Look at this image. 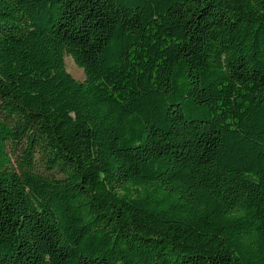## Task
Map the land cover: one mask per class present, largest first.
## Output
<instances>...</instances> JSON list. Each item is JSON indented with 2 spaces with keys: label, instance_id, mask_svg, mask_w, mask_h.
I'll return each mask as SVG.
<instances>
[{
  "label": "trees",
  "instance_id": "16d2710c",
  "mask_svg": "<svg viewBox=\"0 0 264 264\" xmlns=\"http://www.w3.org/2000/svg\"><path fill=\"white\" fill-rule=\"evenodd\" d=\"M0 264H264V0H0Z\"/></svg>",
  "mask_w": 264,
  "mask_h": 264
},
{
  "label": "rangeland",
  "instance_id": "374dc122",
  "mask_svg": "<svg viewBox=\"0 0 264 264\" xmlns=\"http://www.w3.org/2000/svg\"><path fill=\"white\" fill-rule=\"evenodd\" d=\"M64 65H65L66 72L74 80H76L77 82H83L84 81L85 78H84L82 70H80L78 67H76L70 58L65 57Z\"/></svg>",
  "mask_w": 264,
  "mask_h": 264
}]
</instances>
